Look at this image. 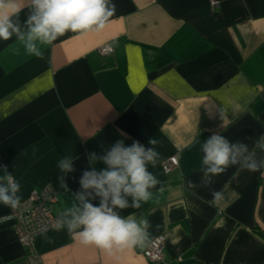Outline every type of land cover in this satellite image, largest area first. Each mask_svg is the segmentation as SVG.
Instances as JSON below:
<instances>
[{
    "label": "crops",
    "instance_id": "0c3cea01",
    "mask_svg": "<svg viewBox=\"0 0 264 264\" xmlns=\"http://www.w3.org/2000/svg\"><path fill=\"white\" fill-rule=\"evenodd\" d=\"M18 3L26 33L31 0ZM111 3L115 13L105 29L37 42L42 59L15 35L0 40V177L5 168L13 174L21 200L51 184L60 190L61 220L82 208L79 195L99 206L95 190L80 184L84 173L106 169L102 157L117 141L145 148L158 141L157 163L148 165L160 181L150 189L153 199L139 209H113L149 221L143 246L110 256L53 226L35 236L43 264H159L142 252L160 234L170 264H264V168L231 165L208 186H201L200 171L201 146L213 134L264 159L255 148L264 135V107L252 105L264 93V0H217L214 8L211 0ZM105 43L113 51L101 54ZM146 47L170 59L150 67ZM172 154L178 164L164 172L162 162ZM67 156L74 171L62 173L57 163ZM189 180L197 187L188 188ZM214 191L222 193L219 201ZM126 199L131 205L132 197ZM9 211L0 203V264H30L13 221L2 219Z\"/></svg>",
    "mask_w": 264,
    "mask_h": 264
},
{
    "label": "clouds",
    "instance_id": "9594fccd",
    "mask_svg": "<svg viewBox=\"0 0 264 264\" xmlns=\"http://www.w3.org/2000/svg\"><path fill=\"white\" fill-rule=\"evenodd\" d=\"M115 7L111 0H31L30 14L24 22L27 26L25 33L21 31L18 0H0V40L7 41L15 35L18 41L23 42L28 54L42 59L44 53L37 42L50 45L67 32L83 34L102 31L114 15ZM157 143V140L150 139L152 147L145 148L138 141H134L130 147H126L123 141H117L102 157L107 168L100 172L86 171L80 180L83 189H94L96 195L101 197L100 205L94 206L79 195L77 198L82 202V208L74 206L63 213L57 229L66 227L82 244L94 245L110 256L143 246L148 237L149 221H137L131 215L123 218L113 209L129 206L139 209L143 203L153 199L154 193L150 189L156 188L160 181L148 170V165L154 167L157 163L159 154L154 147ZM255 148L264 151V135ZM201 151L200 171L206 177L201 186L211 184L213 176L231 165H240L242 169L252 172L264 168V159L257 160L254 150L250 153L246 144L230 143L219 134L208 138L202 144ZM90 160H96L94 153ZM57 167L62 173L74 171L72 157L60 159ZM3 171L5 174L0 177V203L15 208L21 200V184L6 168ZM60 186L65 187L63 177H60ZM196 187V183L188 181V188ZM158 191L163 192V188ZM212 195L214 202L222 198L220 192L214 191ZM128 196L132 197L131 205L126 199Z\"/></svg>",
    "mask_w": 264,
    "mask_h": 264
},
{
    "label": "built area",
    "instance_id": "2783aa9c",
    "mask_svg": "<svg viewBox=\"0 0 264 264\" xmlns=\"http://www.w3.org/2000/svg\"><path fill=\"white\" fill-rule=\"evenodd\" d=\"M211 6H217V0H211ZM101 53L113 51L109 43H105L98 49ZM178 164L176 154L168 156L162 162L164 172H170ZM60 190L46 184L40 189H34L26 199L20 200L17 207H10L9 213L4 220L13 221V229L23 248L26 250L30 264H43L40 254L35 248V236L61 221L56 212V204ZM165 236L163 234L152 237L143 250V255L150 262L159 264H170L164 255Z\"/></svg>",
    "mask_w": 264,
    "mask_h": 264
},
{
    "label": "trees",
    "instance_id": "16d2710c",
    "mask_svg": "<svg viewBox=\"0 0 264 264\" xmlns=\"http://www.w3.org/2000/svg\"><path fill=\"white\" fill-rule=\"evenodd\" d=\"M161 55V59H159V56ZM144 58L146 61V64L150 67H155L161 63H164L170 59V56L161 51L157 48H149L146 47L144 51ZM252 105H254L256 108L264 107V93H260L258 97H256L252 101Z\"/></svg>",
    "mask_w": 264,
    "mask_h": 264
},
{
    "label": "bare ground",
    "instance_id": "6f19581e",
    "mask_svg": "<svg viewBox=\"0 0 264 264\" xmlns=\"http://www.w3.org/2000/svg\"><path fill=\"white\" fill-rule=\"evenodd\" d=\"M101 53V52H100ZM109 53H111V52H109ZM101 54H108V53H101Z\"/></svg>",
    "mask_w": 264,
    "mask_h": 264
}]
</instances>
